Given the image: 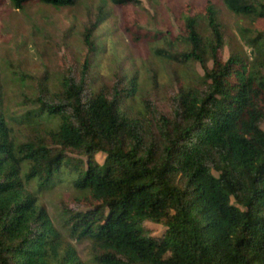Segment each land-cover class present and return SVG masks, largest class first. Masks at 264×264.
<instances>
[{
    "label": "trees",
    "instance_id": "1",
    "mask_svg": "<svg viewBox=\"0 0 264 264\" xmlns=\"http://www.w3.org/2000/svg\"><path fill=\"white\" fill-rule=\"evenodd\" d=\"M221 2L264 19V0ZM97 10L82 61L55 73L0 53V264H264V32L236 41L211 1L176 33L144 27L182 69L160 105L127 73L93 88ZM57 187L67 197L48 205Z\"/></svg>",
    "mask_w": 264,
    "mask_h": 264
},
{
    "label": "rangeland",
    "instance_id": "2",
    "mask_svg": "<svg viewBox=\"0 0 264 264\" xmlns=\"http://www.w3.org/2000/svg\"><path fill=\"white\" fill-rule=\"evenodd\" d=\"M209 1L217 6L227 31L236 41L241 43L242 32L250 37L264 32V19L255 20L231 12L221 0H133L122 4L109 0H79L68 8L31 0L23 9L14 8L8 0H0V53L11 59L14 66L35 75L46 69L55 73L70 62L82 61L85 50L81 31L89 17L95 19L101 6L103 20L95 31L97 51L89 56L93 88L101 83L110 84L116 72L127 73L135 77L139 97L148 95L156 104L165 105L171 95L173 72L182 69L175 63L159 61L154 55L155 44L143 29H150V33H176L181 25V13L202 12ZM244 49L249 51L245 45ZM227 56L226 47L223 57ZM193 69L202 74L200 64L194 63ZM95 159L101 163L104 155L97 153ZM66 197L67 193L57 187L44 200L56 206ZM147 226L156 235L164 230L159 224L147 222Z\"/></svg>",
    "mask_w": 264,
    "mask_h": 264
}]
</instances>
